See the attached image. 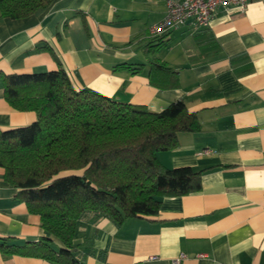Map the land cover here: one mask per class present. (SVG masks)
<instances>
[{"label": "crops", "instance_id": "0c3cea01", "mask_svg": "<svg viewBox=\"0 0 264 264\" xmlns=\"http://www.w3.org/2000/svg\"><path fill=\"white\" fill-rule=\"evenodd\" d=\"M166 2L55 0L22 19L2 17L0 9V132L37 119L6 100L4 76L13 74L62 66L75 90L154 113L184 101L202 130L180 134L179 147L158 159L167 169L201 171V190L164 198L156 216L120 226L84 216L77 257L83 264H172L184 254L182 264H264V0H250L245 12L221 10L207 28L188 24L152 39L149 28L166 17ZM155 63L176 71L178 84L152 85V76L165 80ZM45 236L40 216L0 167V240L24 245ZM0 264L54 263L0 253Z\"/></svg>", "mask_w": 264, "mask_h": 264}, {"label": "trees", "instance_id": "16d2710c", "mask_svg": "<svg viewBox=\"0 0 264 264\" xmlns=\"http://www.w3.org/2000/svg\"><path fill=\"white\" fill-rule=\"evenodd\" d=\"M55 0H0L1 15L22 19L48 8ZM119 68H130L121 65ZM141 69L138 66L134 70ZM164 73L160 83L174 87L176 71L155 63ZM5 98L15 109L36 113L29 126L0 132V167L5 180L40 216L47 236L20 245L0 240V253L40 258L54 264H83L75 240L88 214L122 225L126 220L154 217L164 198L201 190V171L165 168L161 152L179 147V135L198 133L202 125L177 101L160 113L123 104L100 93L77 91L61 66L58 70L4 76ZM56 238L62 247H56Z\"/></svg>", "mask_w": 264, "mask_h": 264}, {"label": "built area", "instance_id": "2783aa9c", "mask_svg": "<svg viewBox=\"0 0 264 264\" xmlns=\"http://www.w3.org/2000/svg\"><path fill=\"white\" fill-rule=\"evenodd\" d=\"M250 0H167V14L160 22L149 28V37L162 38L188 24L196 28H207L221 10L238 9L245 12ZM210 153V150L200 152ZM203 257V256H201ZM187 258L181 254L172 264H182Z\"/></svg>", "mask_w": 264, "mask_h": 264}]
</instances>
